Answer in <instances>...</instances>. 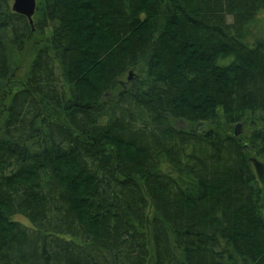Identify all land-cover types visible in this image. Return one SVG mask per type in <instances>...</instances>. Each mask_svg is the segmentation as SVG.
<instances>
[{"label":"trees","instance_id":"obj_1","mask_svg":"<svg viewBox=\"0 0 264 264\" xmlns=\"http://www.w3.org/2000/svg\"><path fill=\"white\" fill-rule=\"evenodd\" d=\"M262 9L0 0V264H264Z\"/></svg>","mask_w":264,"mask_h":264},{"label":"water","instance_id":"obj_2","mask_svg":"<svg viewBox=\"0 0 264 264\" xmlns=\"http://www.w3.org/2000/svg\"><path fill=\"white\" fill-rule=\"evenodd\" d=\"M11 9L16 13L25 16L28 22L32 24L33 15L36 10V0H12ZM131 76H132V71H129L127 80L132 79ZM107 97H108V93L104 95V99L106 100ZM176 125L179 129L184 128V124L182 120H177ZM241 127H242L241 123H236L234 125V129H233L234 135L237 136L241 133L242 130ZM244 148H246L245 145ZM249 159L252 163L257 180L260 184V205L264 210V162L255 156H251Z\"/></svg>","mask_w":264,"mask_h":264},{"label":"rangeland","instance_id":"obj_3","mask_svg":"<svg viewBox=\"0 0 264 264\" xmlns=\"http://www.w3.org/2000/svg\"><path fill=\"white\" fill-rule=\"evenodd\" d=\"M11 3H12V0H11ZM256 37H263L264 38V9L260 10L257 13L254 21L249 26L248 35H247L246 40L252 41ZM30 59H31V53H30L28 48H25L23 51L16 54L17 69H16V73H15L14 78L10 81V86H9L10 91H13V90H15L21 86V82H22L23 77L26 74ZM127 78H128V74L123 77V79L120 81L119 85L121 86L123 83H127V82L131 81V79L127 80ZM131 78H132V76H131ZM183 124H184V122H183ZM232 129H234V127ZM18 219L20 221L28 224L25 219H23L21 217H18Z\"/></svg>","mask_w":264,"mask_h":264}]
</instances>
